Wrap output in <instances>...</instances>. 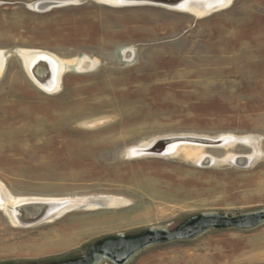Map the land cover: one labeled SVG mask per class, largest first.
Returning a JSON list of instances; mask_svg holds the SVG:
<instances>
[{
    "label": "rangeland",
    "instance_id": "1",
    "mask_svg": "<svg viewBox=\"0 0 264 264\" xmlns=\"http://www.w3.org/2000/svg\"><path fill=\"white\" fill-rule=\"evenodd\" d=\"M33 51L62 62L54 92L29 78ZM0 53V182L14 199L66 205L31 226L0 208V264H62L117 236L264 211V0L206 14L0 0ZM187 136L232 140L137 151ZM99 264H264V219Z\"/></svg>",
    "mask_w": 264,
    "mask_h": 264
},
{
    "label": "water",
    "instance_id": "2",
    "mask_svg": "<svg viewBox=\"0 0 264 264\" xmlns=\"http://www.w3.org/2000/svg\"><path fill=\"white\" fill-rule=\"evenodd\" d=\"M174 2H177V0H131L129 3H146V5L161 4L160 6L181 9V7L171 4ZM174 140L193 141L203 144L223 143L222 139L210 140L191 136L173 137L154 141L153 145L150 146L151 153H162L164 147L169 142ZM48 208L49 207L47 205L41 203H24L19 205L17 209L25 213L24 216L19 218V221H21L19 224H21V226H31L49 219L48 216H52V213H50L51 211L48 210ZM262 219H264V212L261 214H253L245 218H242V216L236 218H225L216 215L203 214L188 219L183 225L178 227L173 232H168L164 229H152L135 238L117 236L113 239L101 241L100 243L92 245L85 255L62 264H89V259L94 253H101L104 257H108L116 263H123L141 248L151 243L172 239L191 238L197 236L210 227H220L229 224L251 226Z\"/></svg>",
    "mask_w": 264,
    "mask_h": 264
},
{
    "label": "bare ground",
    "instance_id": "3",
    "mask_svg": "<svg viewBox=\"0 0 264 264\" xmlns=\"http://www.w3.org/2000/svg\"><path fill=\"white\" fill-rule=\"evenodd\" d=\"M113 5L116 6H132V5H143L146 3H132L131 0H107ZM232 0H177V2L171 3L181 7L182 11H187L194 14H206L212 11H216L222 8H225L231 3ZM51 2L40 1L37 3V6L48 7ZM149 4V3H148ZM161 5V4H160ZM157 6V5H156ZM37 8V7H36ZM175 9V8H174ZM24 58V67L29 75V78L32 82L46 92H54L59 86V76L63 70L62 62L57 59V57L45 51H33L26 52L23 55ZM4 63V56L0 53V73L2 71V66ZM223 143H231V138L221 137ZM220 138V139H221ZM234 139H237L234 137ZM240 139V138H239ZM224 143V144H225ZM151 144V143H150ZM183 144V141L174 140L169 142L163 149V154H176L179 152V146ZM150 146L145 145L142 148L137 149V151L142 154H152ZM159 154V153H155ZM204 156H201L203 158ZM235 158V157H234ZM213 162L214 159L211 158ZM24 203H41L47 205L52 213V216L65 210V204H59L52 200L51 198H20L14 199L10 193L6 190L4 185L0 182V208H3L9 218L15 222L20 223L19 221L21 216H24L25 213L19 211L17 207ZM264 211L253 212L247 215L242 216V218L249 217L253 214H261ZM52 216H48L49 218ZM21 225V224H20ZM104 257L101 253H94L89 259V264H99V262Z\"/></svg>",
    "mask_w": 264,
    "mask_h": 264
}]
</instances>
